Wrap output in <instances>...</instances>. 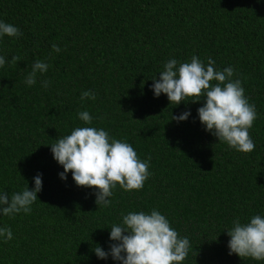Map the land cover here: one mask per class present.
Returning <instances> with one entry per match:
<instances>
[{
  "label": "trees",
  "instance_id": "16d2710c",
  "mask_svg": "<svg viewBox=\"0 0 264 264\" xmlns=\"http://www.w3.org/2000/svg\"><path fill=\"white\" fill-rule=\"evenodd\" d=\"M0 22L22 32L0 37V191L31 189L42 174L30 214L0 213V228L13 234L8 242L0 237V264H120L99 259L94 247L109 251L110 228L123 215L153 209L189 239L181 264H264L229 255L226 231L235 218L264 217V0H0ZM13 56L21 60L13 64ZM192 56L205 65L211 58L217 70L231 67L241 80L257 113L248 130L252 152L205 131L197 114L205 97L172 105L166 94L154 96L152 79L163 65ZM36 60L49 68L28 86ZM84 91L96 99L81 101ZM184 111L187 120L170 119ZM85 126L129 143L141 161L151 157L141 189L117 184L105 207L71 172L59 178L51 145Z\"/></svg>",
  "mask_w": 264,
  "mask_h": 264
},
{
  "label": "clouds",
  "instance_id": "9594fccd",
  "mask_svg": "<svg viewBox=\"0 0 264 264\" xmlns=\"http://www.w3.org/2000/svg\"><path fill=\"white\" fill-rule=\"evenodd\" d=\"M5 35L19 37L22 32L12 24L0 22V37ZM52 49L57 53L61 51L56 44L52 45ZM20 60L19 56H13L11 62L16 64ZM4 64L5 58L0 56V66ZM214 65L215 61L211 58L205 65L197 56H192L190 62L179 64L176 59H170L159 72V79L156 76L152 79L151 90L155 97L166 94L172 105L188 100L198 102L202 96L205 97L203 106L197 109L205 131L238 152H252L255 144L248 130L257 118L255 105L249 104L245 97L241 80L233 79V68L221 71ZM48 68L47 63L36 60L25 84L34 85L38 74L46 73ZM212 81L217 83L212 85ZM49 84L48 80L42 82L45 88ZM80 99L95 100L96 93L84 91ZM189 115L190 111H184L170 119L181 122ZM78 116L85 124H91L93 120L87 111L79 112ZM51 152L63 167V172L58 173L59 178L66 180L67 173L71 172L77 186L96 189V205L107 207L111 203L108 198L117 184L125 191L139 190L151 175L148 171L151 157L141 161L129 143L111 139L104 129L77 127L69 135L58 138L51 145ZM33 183L31 189L26 183L22 191L11 195L0 191V213L5 216L20 212L30 214L31 205L38 200L37 193L42 190V174L37 173ZM110 229L109 239L115 243L109 245V251L95 246L93 251L99 259L111 256L120 264H181L189 252V239L179 238L167 218L155 209L150 214L129 212L122 216L120 224H114ZM226 231L230 237L229 255L235 253L242 259L264 261V217L252 216L247 223L235 218L231 229ZM0 237L5 242L12 240L11 229L0 228Z\"/></svg>",
  "mask_w": 264,
  "mask_h": 264
}]
</instances>
